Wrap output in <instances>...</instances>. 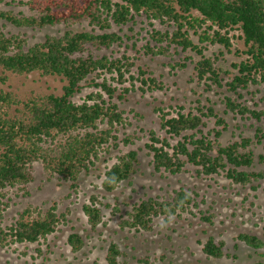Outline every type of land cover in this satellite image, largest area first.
Segmentation results:
<instances>
[{"label":"trees","instance_id":"1","mask_svg":"<svg viewBox=\"0 0 264 264\" xmlns=\"http://www.w3.org/2000/svg\"><path fill=\"white\" fill-rule=\"evenodd\" d=\"M24 4L34 13L6 11L0 13V17L16 26L33 28L88 21L91 29H68L58 36L47 35L44 41L28 47L24 37L0 31L1 83L8 81L9 74L27 76L34 72L59 76L66 81L61 95L32 91L24 98L14 90H0V218L9 206L8 188L26 189L25 194H29L27 186L35 179L36 162L41 163L48 178L57 177L75 188L82 173L89 172L102 156L119 147L117 132L126 125L127 118L119 103L113 101L118 86L112 82L123 84L128 79L127 74L135 79L132 74L135 64L125 54L115 57L97 53L123 43V36L110 30L113 24L126 25L143 15L162 24H174L176 29L172 33L153 31V38L161 43L158 51L154 52L149 45L146 47L155 54L166 53L174 43L185 50L196 49L202 56L195 63L196 75L208 88L227 86L228 91L241 95L240 90L264 83V0H27ZM193 11L199 12L201 17L194 16ZM235 29L242 32L239 37L246 47L242 53L247 56L232 64L237 74L223 84L222 69L216 66L215 60L205 56L203 50L207 46L199 47L193 42L190 30H194L201 42L221 44L231 51L233 43L229 33ZM165 41L166 44H162ZM177 64L181 68L186 66V63ZM148 74L140 69L141 83L151 90L153 87L162 89L158 79ZM84 87L96 90L80 102L75 101L74 97ZM122 89L128 93L133 88ZM140 89L145 91L143 87ZM125 93L118 97L125 98ZM226 105L232 111L250 113L257 119L264 115L229 96ZM156 110L160 113L159 125L164 134L150 129L149 141L145 144L155 171L176 174L191 164L199 176L224 172L232 183L242 186L264 179V169H250L256 163L252 147L256 142L251 137L225 145L219 142L227 124L212 106L207 107V112L198 106L200 113L180 107L176 115L164 111L163 107ZM203 116L218 117V123L224 125L222 130H215L214 138L203 133L201 126L206 125ZM255 136L257 143L264 139L262 127L257 128ZM133 138L140 136L128 135L123 142L132 144ZM116 158L105 171L103 188L107 192L130 180L140 163L137 149L121 152ZM259 158L260 163H264V154ZM196 194L180 189L170 200L143 199L133 205L119 225L123 229L151 232L155 218L167 219L169 214L181 217L191 211L192 205H197ZM101 204L93 195L83 206L92 229L104 223ZM68 213V210L59 211L56 203L47 207H26L10 224H0V248L46 239L68 222ZM204 219L212 223L210 216ZM236 239L254 249L264 247V239L253 233L241 232ZM68 242L74 252L84 245L78 232L70 233ZM202 243L208 258L231 256L225 252L223 240L216 242L210 236ZM122 254L118 243L111 242L108 263L118 264Z\"/></svg>","mask_w":264,"mask_h":264},{"label":"rangeland","instance_id":"2","mask_svg":"<svg viewBox=\"0 0 264 264\" xmlns=\"http://www.w3.org/2000/svg\"><path fill=\"white\" fill-rule=\"evenodd\" d=\"M27 0H0V13L12 11L16 14L31 15ZM194 16L201 17L197 11ZM90 30L88 21L77 22L71 25L56 24L42 28L19 27L9 20L0 17V31L7 35H20L26 39L27 45L44 41L47 35H61L66 30ZM176 29L174 24H162L159 20H149L145 15L136 16L126 25H112L111 31H117L123 36V43L112 49H103L98 54H112L122 57L123 54L134 62L132 74L135 79L125 75L128 79L118 86L113 101L119 103L125 111L126 125L119 127L117 132L119 147L112 148L109 153L92 166L89 172L81 174L78 186L73 188L57 177L48 178L41 163L34 164L35 179L22 190L18 187L7 189L6 200L9 206L0 218V224H10L26 207L51 206L57 204L59 211H69L68 222L61 224L59 229L37 243H22L10 248H0V264H109L107 261L108 248L111 242L118 243L123 254L118 258V264H256L264 262V247L254 249L236 236L241 232L256 234L264 239V179L242 186L232 183L224 172L212 176H199L193 165L187 164L180 173L155 171L152 155L148 153L145 144L149 141V130L154 129L160 134L159 116L156 108L163 107L164 111L176 115L180 107L185 111L193 110L200 113L198 106H212L218 117H222L226 130L222 131L219 142L228 144L240 141L243 137H251L256 153L254 170L264 169L259 155L264 154V139L257 143L255 136L258 127L264 131V115L261 119L252 117L250 113L240 114L232 111L226 105V97L237 99L250 109L264 113V83L240 90L241 95L230 92L227 86L213 85L208 88L196 75L195 63L202 57L194 48L183 49L175 43L163 54L154 52L159 50L161 43L155 41L154 30L172 33ZM193 42L204 49L205 56L216 61V66L222 69L224 82L237 74L232 64L240 62L247 55L244 41L239 36L238 29L231 30L229 36L233 47L228 51L221 44H209L200 41V37L190 30ZM162 44H166V41ZM177 63H186L181 68ZM140 69L155 76L162 89H148L140 80ZM2 69L0 68V75ZM139 78V79H136ZM112 81V80H110ZM66 81L59 76H42L34 72L27 76L9 74L8 81L0 82V90H14L21 97H27L32 91L40 93H54L61 95ZM123 87L133 88L128 93ZM145 88V91L140 89ZM96 90L94 87H84L74 97L80 102L87 94ZM121 99L118 94H124ZM108 99V95H105ZM215 116H203L206 125L201 126L203 133L209 138L215 137V130H222ZM104 126V125H103ZM128 135H139L133 138L134 143L125 144L123 139ZM200 136V134H198ZM175 141V140H174ZM137 149L140 163L137 171L128 181H123L115 190L107 192L103 188V179L107 167L117 161V155ZM253 185L256 188H253ZM184 189L191 193L196 192V206L191 211L184 212L181 217L173 215L174 219L165 227H160L164 216L154 219V230L137 232L123 229L119 223L128 216L135 203L148 197L170 200L176 191ZM97 196L102 202L104 223L92 229L83 206L90 202L91 196ZM210 216L212 223L204 219ZM78 232L84 239V245L74 252L68 242V236ZM213 236L216 242L224 241V250L231 256L220 259L208 258L202 250L204 241ZM236 255V258L232 256Z\"/></svg>","mask_w":264,"mask_h":264},{"label":"clouds","instance_id":"3","mask_svg":"<svg viewBox=\"0 0 264 264\" xmlns=\"http://www.w3.org/2000/svg\"><path fill=\"white\" fill-rule=\"evenodd\" d=\"M173 219H174V216L171 215V214H169V215L167 216V220H166V221H165V220H161V222H160V227H161V228L165 227L166 224L171 223Z\"/></svg>","mask_w":264,"mask_h":264}]
</instances>
